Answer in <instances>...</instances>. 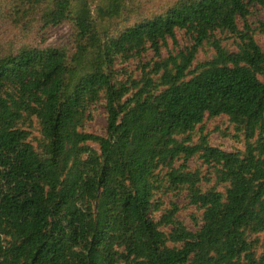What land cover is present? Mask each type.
<instances>
[{
	"label": "trees",
	"instance_id": "trees-1",
	"mask_svg": "<svg viewBox=\"0 0 264 264\" xmlns=\"http://www.w3.org/2000/svg\"><path fill=\"white\" fill-rule=\"evenodd\" d=\"M256 6L0 0V264H264Z\"/></svg>",
	"mask_w": 264,
	"mask_h": 264
},
{
	"label": "rangeland",
	"instance_id": "rangeland-1",
	"mask_svg": "<svg viewBox=\"0 0 264 264\" xmlns=\"http://www.w3.org/2000/svg\"><path fill=\"white\" fill-rule=\"evenodd\" d=\"M255 12V17L263 20L264 21V11L261 10L260 8H258L257 6L254 9ZM69 34V26L67 24H62L60 26H57L55 28H53L48 36L47 39V43L48 44H53L56 43L58 41H65L67 39V36ZM3 35V34H1ZM176 39L178 41L179 44L185 43L186 39L184 37V35L179 32L176 31ZM258 42L259 44L264 48V35L261 36H257ZM172 40L168 39V45L171 46L172 45ZM166 53V49H162L161 54L164 55ZM154 52L149 49L145 55H141L142 60H147L151 57H153ZM139 59H131L129 60V62L125 65L130 69H135L137 63H138ZM86 127L89 130H93V131H97L101 134H104L106 132V128H107V118H106V111L103 105H97L96 106V112L94 114V118L92 121H89L86 124ZM206 130H208V133L210 134L211 137V141L218 146L224 147V148H229L230 145L233 144V141L231 139H229L228 136H226L225 134L219 132L217 130V126L212 124L211 122H208L206 124ZM190 164H193V160L189 161ZM177 201L179 204L184 203V199L182 197L178 198Z\"/></svg>",
	"mask_w": 264,
	"mask_h": 264
}]
</instances>
